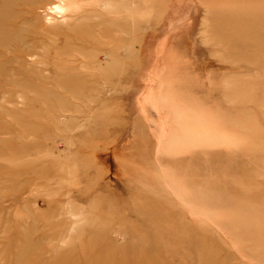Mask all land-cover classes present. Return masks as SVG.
Returning a JSON list of instances; mask_svg holds the SVG:
<instances>
[{"label":"rangeland","instance_id":"rangeland-1","mask_svg":"<svg viewBox=\"0 0 264 264\" xmlns=\"http://www.w3.org/2000/svg\"><path fill=\"white\" fill-rule=\"evenodd\" d=\"M0 264H264V0H0Z\"/></svg>","mask_w":264,"mask_h":264},{"label":"bare ground","instance_id":"bare-ground-1","mask_svg":"<svg viewBox=\"0 0 264 264\" xmlns=\"http://www.w3.org/2000/svg\"><path fill=\"white\" fill-rule=\"evenodd\" d=\"M52 9L57 11V12H61L60 6H54Z\"/></svg>","mask_w":264,"mask_h":264}]
</instances>
